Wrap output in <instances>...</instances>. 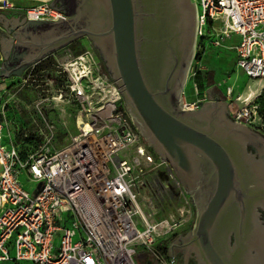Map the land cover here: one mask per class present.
<instances>
[{
    "label": "built area",
    "instance_id": "obj_1",
    "mask_svg": "<svg viewBox=\"0 0 264 264\" xmlns=\"http://www.w3.org/2000/svg\"><path fill=\"white\" fill-rule=\"evenodd\" d=\"M191 1L195 38L208 36L214 46L234 50L237 66L253 82H261V94L264 0ZM48 4L1 0L0 10L22 12L29 20L65 18ZM58 68L63 84L52 100L74 107L77 131L64 145L52 148L55 123L36 104L48 130L40 133L37 156L19 153L15 121L7 110L13 94L0 79V264H137L140 247L144 259L173 264L155 245L186 221L190 207L162 218L156 217L155 207L157 195L174 189L186 199L181 182L139 134L115 81L93 50L66 52ZM231 90L227 87L226 93ZM255 99L229 107L231 118L255 129L261 120ZM202 101L182 100V109H196ZM148 172L154 181L151 196L142 203L140 188ZM22 174L37 184L32 193L20 182Z\"/></svg>",
    "mask_w": 264,
    "mask_h": 264
},
{
    "label": "water",
    "instance_id": "obj_2",
    "mask_svg": "<svg viewBox=\"0 0 264 264\" xmlns=\"http://www.w3.org/2000/svg\"><path fill=\"white\" fill-rule=\"evenodd\" d=\"M48 6L65 18L14 16L4 26L11 37H0V76L19 75L86 37L139 134L191 197L194 222L169 243L171 261L180 251L183 264L188 256L197 264H264V135L232 120L217 94L196 109H182L195 43L194 3L52 0Z\"/></svg>",
    "mask_w": 264,
    "mask_h": 264
},
{
    "label": "rangeland",
    "instance_id": "obj_3",
    "mask_svg": "<svg viewBox=\"0 0 264 264\" xmlns=\"http://www.w3.org/2000/svg\"><path fill=\"white\" fill-rule=\"evenodd\" d=\"M12 1L16 4L27 6L42 1L50 3L52 0ZM5 11L14 12V10ZM85 50H93L95 52V49L86 37L78 38L74 42L47 55L36 64L24 69L20 76L9 77L2 80L6 91L13 94L7 106V110L19 123L18 136L20 138V136L27 134L28 137H30L19 144L22 153L33 154L35 156L40 154L43 140L42 134L40 133L45 134L48 132L36 113L35 107L38 103L40 109H42L47 117L52 119L55 123V138L54 142L50 145L52 148H58L64 145L68 141L70 135L76 133L74 107L67 103L66 100L54 102L52 97L55 89L61 87L63 84V77L60 76V69L58 68V59L66 52L76 55ZM97 59L100 60L98 56ZM99 62L105 70L103 62L101 60ZM197 72H200L203 90L197 87L194 80V76ZM227 87H231L232 89L229 95L226 93ZM209 88L226 101L228 109L229 107L235 109L241 105L240 102L236 100L239 93L241 96L247 95L251 91L260 89V86H257V83H254L253 80L237 66L234 50L214 46L211 43V38L207 36L205 39L195 38L193 55L181 93V101L194 103L197 100H205L207 97V89ZM6 97L7 93L4 95V98ZM262 100H264V98L259 99L261 103L259 110L261 109V113H264ZM255 101L257 100L255 99ZM259 115L261 116L260 112ZM254 130L264 135V117L261 116L260 124H258ZM145 177L147 181H145V184L140 188V200L142 203L151 196V185L154 181L153 173L151 172H148ZM19 179L24 188L32 193L37 184L28 181L23 174ZM157 196V206L155 207L157 210V218L169 217L172 215L177 216L180 208L190 207V212L186 216V221L178 225L173 233L157 241L155 249L163 251L166 254L169 243L179 234H184L191 229L195 218V208L188 194L185 199L182 195L178 196L175 189L163 193L161 196ZM139 251L140 255L136 259L137 264H154V260L151 257L144 259L142 254L144 248L140 247Z\"/></svg>",
    "mask_w": 264,
    "mask_h": 264
},
{
    "label": "crops",
    "instance_id": "obj_4",
    "mask_svg": "<svg viewBox=\"0 0 264 264\" xmlns=\"http://www.w3.org/2000/svg\"><path fill=\"white\" fill-rule=\"evenodd\" d=\"M15 16L14 12H8V11H2L0 10V37L1 39H6L7 37H11L10 33H7V31L4 29L5 25L9 26L11 23H13V17ZM3 58V55L0 51V61ZM10 77H15V75L10 76ZM9 78V77H8ZM0 79H5L3 77L0 76ZM257 83V86H260V89L256 90V91H251L250 93H248L247 95H240L238 96V101L239 102H248L251 101L253 98H255L256 96H258L261 92V83L258 82H254ZM211 89V88H209ZM217 93H215L214 91L212 93H207V97L206 99H208L210 96L216 95ZM241 97V98H240Z\"/></svg>",
    "mask_w": 264,
    "mask_h": 264
},
{
    "label": "trees",
    "instance_id": "obj_5",
    "mask_svg": "<svg viewBox=\"0 0 264 264\" xmlns=\"http://www.w3.org/2000/svg\"><path fill=\"white\" fill-rule=\"evenodd\" d=\"M105 71H106V70H105ZM194 80H195V82H196V84H197V87H198L200 90H203V84H202V81H201L200 72H197V73L195 74V76H194ZM263 93H264V89H263V91H262L261 94H259L258 96H256V100H257V102L259 103V105L261 104L260 101H259V99L264 98ZM261 97H262V98H261ZM262 103H263V107H264V100H262ZM263 109H264V108H263ZM259 112H260L261 116L264 117V113H261V112H262L261 109L259 110ZM9 116H10L11 118H13L14 121H15V125H16V127H15V130H16L15 138H16V142H17V145H18L19 153H20V155H21L22 157H25L27 154L22 153V152L20 151L19 144H20L21 142H23L24 140H27V139L30 138V137H28L27 134H24V135L20 136V138H19V136H18V135H19V130H18L19 123L16 121V119H15L12 115L9 114ZM166 252H167V249H166ZM166 254H167V253H166Z\"/></svg>",
    "mask_w": 264,
    "mask_h": 264
},
{
    "label": "flooded vegetation",
    "instance_id": "obj_6",
    "mask_svg": "<svg viewBox=\"0 0 264 264\" xmlns=\"http://www.w3.org/2000/svg\"><path fill=\"white\" fill-rule=\"evenodd\" d=\"M14 14H15V16L16 17H18L20 20H22V19H25V20H28L26 17H25V15L22 13V12H14ZM91 43V42H90ZM93 47V46H92ZM95 53H96V51H95ZM97 54V53H96ZM98 56V55H97ZM99 58V57H98ZM100 59V58H99ZM3 60V58L1 59V61ZM101 60V59H100ZM99 60V61H100ZM0 61V62H1ZM102 61V60H101ZM36 64V63H35ZM34 65V64H33ZM30 67V66H29ZM28 68V67H27ZM23 72V71H22ZM22 72L19 74V75H15V76H20L21 74H22ZM213 92V90L212 89H210V91H209V93H212ZM207 99H205V100H203L201 103H203L204 101H206ZM200 103V104H201ZM199 104V105H200ZM199 107V106H198ZM197 107V108H198ZM228 114H229V111H228ZM230 116V115H229ZM230 118H231V116H230ZM232 119V118H231ZM233 120V119H232ZM237 123V122H236ZM187 233V232H186ZM186 233H184V234H181V235H185ZM175 238H177V236L175 237ZM174 238V239H175ZM173 239V240H174ZM184 253L183 252H180V251H178V252H176V254H175V256H174V261H171L173 264H183V262H184V259H183V255ZM190 255H192V254H190ZM194 256H188V258H187V264H197L196 263V260H195V258H193ZM170 260H171V258H170Z\"/></svg>",
    "mask_w": 264,
    "mask_h": 264
},
{
    "label": "bare ground",
    "instance_id": "obj_7",
    "mask_svg": "<svg viewBox=\"0 0 264 264\" xmlns=\"http://www.w3.org/2000/svg\"><path fill=\"white\" fill-rule=\"evenodd\" d=\"M1 1V0H0ZM21 5V4H20ZM24 6V5H23ZM241 98V97H240Z\"/></svg>",
    "mask_w": 264,
    "mask_h": 264
}]
</instances>
